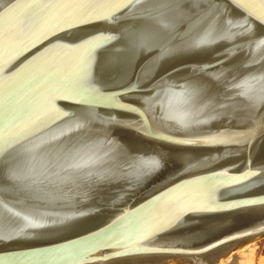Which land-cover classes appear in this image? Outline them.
<instances>
[{
    "label": "water",
    "instance_id": "95a60500",
    "mask_svg": "<svg viewBox=\"0 0 264 264\" xmlns=\"http://www.w3.org/2000/svg\"><path fill=\"white\" fill-rule=\"evenodd\" d=\"M2 135L0 264H214L264 236V0H0Z\"/></svg>",
    "mask_w": 264,
    "mask_h": 264
},
{
    "label": "rangeland",
    "instance_id": "374dc122",
    "mask_svg": "<svg viewBox=\"0 0 264 264\" xmlns=\"http://www.w3.org/2000/svg\"><path fill=\"white\" fill-rule=\"evenodd\" d=\"M230 249V250H229ZM229 251L212 256V263L222 264L230 263L232 251L239 254V264H264V236L252 240L251 242L238 245L235 249L229 248ZM216 256V257H215ZM220 257V258H219ZM215 260V261H214ZM184 259H175L157 264H181Z\"/></svg>",
    "mask_w": 264,
    "mask_h": 264
},
{
    "label": "snow or ice",
    "instance_id": "6c2138e0",
    "mask_svg": "<svg viewBox=\"0 0 264 264\" xmlns=\"http://www.w3.org/2000/svg\"><path fill=\"white\" fill-rule=\"evenodd\" d=\"M243 80H244V77L238 78L236 80V84H238V85L241 84L243 82ZM3 143H4V138H3V135H2V136H0V144L3 145ZM2 152H3V147H0V153H2Z\"/></svg>",
    "mask_w": 264,
    "mask_h": 264
},
{
    "label": "bare ground",
    "instance_id": "6f19581e",
    "mask_svg": "<svg viewBox=\"0 0 264 264\" xmlns=\"http://www.w3.org/2000/svg\"><path fill=\"white\" fill-rule=\"evenodd\" d=\"M254 240H255V239H254ZM249 242H251V240H250ZM246 243H247V242H246ZM243 244H244V243H242V244H240V243H239V244H235V246L233 245L234 247H232V248L230 247V248H231V249H235L238 245L240 246V245H243ZM229 250H230V249H229ZM229 250H227V251H229ZM220 254H221V253H220ZM216 255H217V254H216ZM215 257H216V256H215ZM219 258H220V257H219ZM168 261H171V260H168ZM214 261H215V260H214Z\"/></svg>",
    "mask_w": 264,
    "mask_h": 264
}]
</instances>
